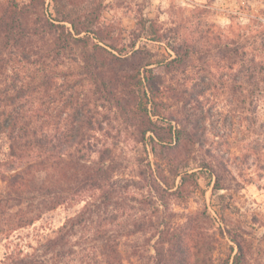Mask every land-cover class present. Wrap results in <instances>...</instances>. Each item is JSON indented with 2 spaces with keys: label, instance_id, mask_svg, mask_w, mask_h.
Instances as JSON below:
<instances>
[{
  "label": "rangeland",
  "instance_id": "rangeland-1",
  "mask_svg": "<svg viewBox=\"0 0 264 264\" xmlns=\"http://www.w3.org/2000/svg\"><path fill=\"white\" fill-rule=\"evenodd\" d=\"M8 2L29 0H0V14ZM33 5L46 23L71 31V22L80 31L76 37H88L86 48L98 45L116 57L119 77L138 74L137 83L126 80V95L121 86L110 88L103 100L79 75L80 48L74 49L75 62L59 67L75 73L69 81L82 84L73 89L71 107L86 103L91 109L90 149L81 154L95 168L105 167L117 190L123 188L101 206L115 219L104 228L117 237V264H232L239 248L237 264H264V0ZM235 43L243 47L241 62ZM250 59L263 68L249 66ZM174 60L184 62L178 67ZM60 100L54 107L66 119L73 113L60 108ZM141 102L156 115L149 117L151 128L166 138L164 144L127 127ZM107 190L78 194L32 224L0 234V263L32 253L86 204L99 205ZM96 229L95 221L79 230L72 239L75 253L57 264H103L93 241Z\"/></svg>",
  "mask_w": 264,
  "mask_h": 264
},
{
  "label": "trees",
  "instance_id": "trees-1",
  "mask_svg": "<svg viewBox=\"0 0 264 264\" xmlns=\"http://www.w3.org/2000/svg\"><path fill=\"white\" fill-rule=\"evenodd\" d=\"M33 1L8 2L0 14V234L32 224L44 212L78 194L103 187L109 190L102 193L99 205L86 204L32 253L12 254L0 264L60 263L75 253L72 239L77 238V232L95 221L99 229L93 241L99 244L103 264H117L120 262L117 237L108 235L104 228L115 219L107 217L101 206L119 194L121 187L117 190L109 183L105 167L95 168V162L83 155L90 149L87 133L93 127L91 109L86 103L71 107L73 89L82 84L80 80L69 81L75 73L61 72L59 67L75 62L74 49L80 48L79 75L89 78L92 95H102V99L103 95L108 99L110 88L120 86L126 95V80L135 79L137 83L138 74L130 79L119 77L123 71L116 69V57L98 45L86 48L88 37H76L80 31L71 22V31L64 25L46 23ZM232 51L241 62L243 47L235 43ZM183 62L171 63L179 67ZM247 64L263 68L254 59ZM58 77L64 79L59 85ZM146 90L152 91V88L148 86ZM58 97L60 108L72 110L73 114L66 115V119L54 107ZM144 105L141 102L138 111L134 110L133 116L137 113L138 116L127 127H133L142 138L150 132L152 142L164 144L166 138L151 128L154 123L149 117L156 115L149 113ZM120 108L124 113L125 105ZM102 159L97 164L103 163ZM84 244L85 241H78L80 247ZM241 254L239 248L232 264H237Z\"/></svg>",
  "mask_w": 264,
  "mask_h": 264
}]
</instances>
